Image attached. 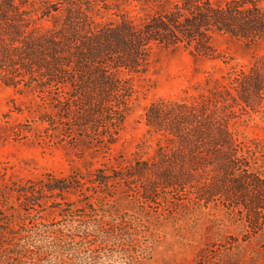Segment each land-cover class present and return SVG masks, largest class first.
I'll return each instance as SVG.
<instances>
[{"label": "trees", "instance_id": "trees-1", "mask_svg": "<svg viewBox=\"0 0 264 264\" xmlns=\"http://www.w3.org/2000/svg\"><path fill=\"white\" fill-rule=\"evenodd\" d=\"M100 2L105 0H0L3 79L48 96L52 113L43 119L62 124L72 143L96 151L117 140L134 92L128 75L146 71L156 48L218 57L216 34L264 38V0L162 2L138 21L127 13L103 20ZM52 14L51 25L40 24ZM228 78L192 99L160 98L148 105L146 123L158 134L149 158L135 157L112 172L98 167L87 177L78 170L5 184L3 190L18 192L23 210L0 211V264H66L47 256L70 240L48 238L44 233L52 230L26 219L42 198L53 196L61 205L58 196L85 190L87 182L109 189L121 181L148 202L161 195L168 200V194L219 199L246 211L255 226L264 224V170L255 166L264 142L241 140L232 128L240 114L264 108V56L235 66Z\"/></svg>", "mask_w": 264, "mask_h": 264}, {"label": "rangeland", "instance_id": "rangeland-1", "mask_svg": "<svg viewBox=\"0 0 264 264\" xmlns=\"http://www.w3.org/2000/svg\"><path fill=\"white\" fill-rule=\"evenodd\" d=\"M173 1L105 0L98 7L103 20H118L127 13L138 21L160 3ZM55 16L39 22L49 26ZM213 41L218 57L184 48H156L146 71L130 73L134 92L124 125L117 140L99 151L82 142L72 143L62 124L52 125L43 119L52 113L48 96L23 83L8 84L0 74V191L4 194L0 211L8 214L23 210L18 192L3 190L5 184L39 179L48 173L65 176L78 170L87 177L98 167L112 172V168L128 164L135 157H151L158 147V134L145 120L151 102L160 98L192 99L227 82L235 66L247 67L264 56V38L248 40L224 33L216 34ZM232 128L241 140L258 138L264 142V108L240 114ZM257 157L255 166L264 170V155ZM84 187L87 189L65 193L63 199L58 196L61 205L53 202V196L42 198L40 205L31 209V218L26 219L29 224L36 222L52 230L44 233L48 238L70 240L57 248L59 253L52 251L48 261L264 264V224L255 226L250 214L231 209L219 199L206 202L189 194H168V200L161 195L148 202L137 187L117 180L109 189L95 188L91 182ZM69 206L73 211H62Z\"/></svg>", "mask_w": 264, "mask_h": 264}]
</instances>
